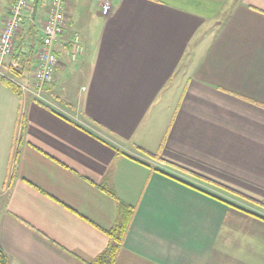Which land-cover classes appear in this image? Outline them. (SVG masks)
<instances>
[{
  "label": "crops",
  "instance_id": "1",
  "mask_svg": "<svg viewBox=\"0 0 264 264\" xmlns=\"http://www.w3.org/2000/svg\"><path fill=\"white\" fill-rule=\"evenodd\" d=\"M105 1H69L40 98L2 81L16 53L2 63L9 264H91L126 207L115 264H264V0H109L104 16ZM13 2L0 0V30ZM30 16L16 48L33 40L36 54ZM68 70L84 78L76 97Z\"/></svg>",
  "mask_w": 264,
  "mask_h": 264
},
{
  "label": "built area",
  "instance_id": "2",
  "mask_svg": "<svg viewBox=\"0 0 264 264\" xmlns=\"http://www.w3.org/2000/svg\"><path fill=\"white\" fill-rule=\"evenodd\" d=\"M70 0H49L44 21L41 24V43L36 51V65L31 72L30 84L13 81L23 93L33 92L40 98L44 88L54 82L59 59L55 45L66 32H70V23L67 17V8ZM33 0H14L9 13L4 18L0 30V74L3 62L12 57L16 50V34L22 30L23 24L33 13ZM111 12V2L106 0L102 6V14L108 16ZM70 56L76 61L84 53L81 39L73 34L70 40Z\"/></svg>",
  "mask_w": 264,
  "mask_h": 264
},
{
  "label": "trees",
  "instance_id": "3",
  "mask_svg": "<svg viewBox=\"0 0 264 264\" xmlns=\"http://www.w3.org/2000/svg\"><path fill=\"white\" fill-rule=\"evenodd\" d=\"M32 8H33V4H32ZM28 46L30 47V49L24 51L25 43L23 41L20 43V45L15 50L16 55L15 53H14L15 56L13 55L14 62L9 67L10 71L15 77H21L25 73H30L33 71L32 67H33V62H34V55H35L34 48L35 47H34L33 42H31V44H29ZM2 81L14 91H17V92L19 91L18 86L14 82H12L10 79H8V77L3 76ZM122 154L127 155L126 153H122ZM127 156L130 157L129 155ZM106 191L112 197L114 198L116 197V195L112 191L110 190H106ZM261 206H264V202L261 203ZM253 215H256V214H253ZM133 217H134V209L132 207H126L124 214L122 215L121 219L117 223V226L113 230L105 232L109 236L110 241H111L109 248L105 252H103L100 256H98V258L91 264H115L117 257L119 255V252L129 232L131 223L133 221ZM260 218L262 217L260 216ZM262 219H264V217ZM0 264H9L8 257L1 248H0Z\"/></svg>",
  "mask_w": 264,
  "mask_h": 264
},
{
  "label": "rangeland",
  "instance_id": "4",
  "mask_svg": "<svg viewBox=\"0 0 264 264\" xmlns=\"http://www.w3.org/2000/svg\"><path fill=\"white\" fill-rule=\"evenodd\" d=\"M33 2H34V0H33ZM48 2H49V0H40L39 6H38L36 19L34 20L35 24H36L37 38H39L41 36V31H40L41 24H42V22L44 21V18H45V14H46L45 12L47 10ZM81 17H79V18H81ZM85 22H87V18L85 19ZM93 24H94V22L92 23V27H93ZM31 42H33V40H31ZM31 42H26L25 43V47H26V45L31 44ZM35 44H36V41H35ZM29 49H30V47H29ZM24 51H26V49H24ZM33 70H34V68H33ZM7 72H8V75L11 76V80H13V81H17L18 80L17 82H20L21 84H24V82L22 81L21 78H17V80H16L15 76H13V74H11L12 72H9V71H7ZM7 72H4L3 66H2L0 77H2L4 74H7ZM69 73H70V70L66 71L61 76V81L65 82V83L69 82L67 87H66V90L69 91L71 95H74L76 97L77 93L80 91L81 87L84 84V78L76 77L75 79H73L72 77L69 76L70 75ZM30 75H31V72L30 73H25V76L30 77ZM73 99H75V98H73ZM175 102H176V98L173 99L172 103H175Z\"/></svg>",
  "mask_w": 264,
  "mask_h": 264
},
{
  "label": "water",
  "instance_id": "5",
  "mask_svg": "<svg viewBox=\"0 0 264 264\" xmlns=\"http://www.w3.org/2000/svg\"><path fill=\"white\" fill-rule=\"evenodd\" d=\"M39 2H40V0H34V2H33V18H35L36 14H37Z\"/></svg>",
  "mask_w": 264,
  "mask_h": 264
}]
</instances>
